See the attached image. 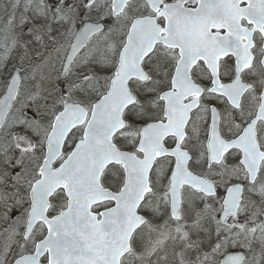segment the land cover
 Wrapping results in <instances>:
<instances>
[{
    "label": "snow or ice",
    "instance_id": "obj_1",
    "mask_svg": "<svg viewBox=\"0 0 264 264\" xmlns=\"http://www.w3.org/2000/svg\"><path fill=\"white\" fill-rule=\"evenodd\" d=\"M0 264H264V0H0Z\"/></svg>",
    "mask_w": 264,
    "mask_h": 264
}]
</instances>
